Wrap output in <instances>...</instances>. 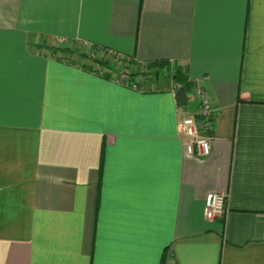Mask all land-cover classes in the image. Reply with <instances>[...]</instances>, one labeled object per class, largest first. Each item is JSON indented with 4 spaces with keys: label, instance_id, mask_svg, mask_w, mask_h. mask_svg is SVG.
I'll use <instances>...</instances> for the list:
<instances>
[{
    "label": "crops",
    "instance_id": "0c3cea01",
    "mask_svg": "<svg viewBox=\"0 0 264 264\" xmlns=\"http://www.w3.org/2000/svg\"><path fill=\"white\" fill-rule=\"evenodd\" d=\"M103 49L166 77L93 65ZM196 81L206 156L178 130ZM211 191L224 218L204 215ZM167 257L264 264V0H0V264Z\"/></svg>",
    "mask_w": 264,
    "mask_h": 264
},
{
    "label": "built area",
    "instance_id": "2783aa9c",
    "mask_svg": "<svg viewBox=\"0 0 264 264\" xmlns=\"http://www.w3.org/2000/svg\"><path fill=\"white\" fill-rule=\"evenodd\" d=\"M116 80L133 88L138 87L137 82L130 77L124 78L119 75ZM192 94L198 99L199 106L196 112L182 118L178 124V130L188 153L196 156H206L211 151L210 132L214 116L213 107L206 89L201 85L200 81L192 83ZM227 201L228 193L226 191L208 192L204 199L205 217L209 220L224 218L228 213ZM165 264L175 263L172 258L167 257Z\"/></svg>",
    "mask_w": 264,
    "mask_h": 264
},
{
    "label": "trees",
    "instance_id": "16d2710c",
    "mask_svg": "<svg viewBox=\"0 0 264 264\" xmlns=\"http://www.w3.org/2000/svg\"><path fill=\"white\" fill-rule=\"evenodd\" d=\"M103 55L99 58V59H95L94 61L100 66V67H104L105 69H108L111 64L110 62L108 61L109 58H113L117 61H121L124 63V66L122 68V73H126L127 71V68L126 66H131L133 64H135L136 62L132 59V57H127L125 55H120L119 53L117 52H114V51H110L108 49H103ZM108 58V59H107ZM142 66H145L148 70H151V69H168L169 68V64L167 61H159V62H149V63H143ZM102 70V71H99L98 68L96 69H93L94 72L100 74V75H104V76H107V73H106V70ZM106 73V75H105ZM172 76L173 78H175L176 80H179L180 78H182L183 73L182 71L179 69V68H175V70L172 72ZM129 78L130 76H125L124 78ZM132 78V77H131ZM190 84V83H187V85ZM191 87H192V84H191Z\"/></svg>",
    "mask_w": 264,
    "mask_h": 264
},
{
    "label": "rangeland",
    "instance_id": "374dc122",
    "mask_svg": "<svg viewBox=\"0 0 264 264\" xmlns=\"http://www.w3.org/2000/svg\"><path fill=\"white\" fill-rule=\"evenodd\" d=\"M84 51H86V52H89V51H91V49L90 48H84L83 49ZM108 59V58H107ZM93 62H92V64L93 65H98L94 60H92ZM108 61L110 62V64H111V66H112V68H114L115 69V71H117V72H119V73H121L122 74V71H121V69L123 68V66H124V63L123 62H121V61H117V60H115V59H113V58H109L108 59ZM88 66H91L92 67V65H90V64H88ZM130 67H131V69H136V70H138V71H142V70H147V68L145 67V66H142V67H138V66H126V68H127V70H131L130 69ZM92 69V68H91ZM155 70H157V72H160L159 74H160V77H162V78H164V77H166L165 76V74H166V71H165V68L164 69H161V70H159V69H151V71L149 72V73H152L153 74V72L155 71ZM156 72V71H155ZM121 76V75H120ZM117 77H119V76H117Z\"/></svg>",
    "mask_w": 264,
    "mask_h": 264
}]
</instances>
